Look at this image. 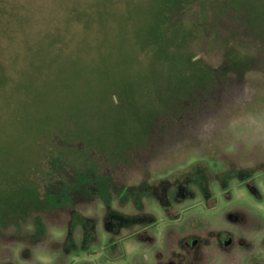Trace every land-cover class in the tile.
Segmentation results:
<instances>
[{
    "label": "rangeland",
    "instance_id": "1",
    "mask_svg": "<svg viewBox=\"0 0 264 264\" xmlns=\"http://www.w3.org/2000/svg\"><path fill=\"white\" fill-rule=\"evenodd\" d=\"M99 1L0 0V33L22 22L23 47L65 58ZM131 2L146 7L122 55L136 92L111 74L106 96L64 110L40 177L0 209V264L263 262L264 0Z\"/></svg>",
    "mask_w": 264,
    "mask_h": 264
},
{
    "label": "trees",
    "instance_id": "2",
    "mask_svg": "<svg viewBox=\"0 0 264 264\" xmlns=\"http://www.w3.org/2000/svg\"><path fill=\"white\" fill-rule=\"evenodd\" d=\"M131 1L126 10L130 21L125 23L123 20L124 27L114 0H100L91 9H82L88 16L87 25L82 27L75 42L71 40L72 46L64 45L65 58L55 49L46 53L42 49L32 52L23 47L21 35L26 30L22 22H15L14 31L17 32L0 33V209L10 206L14 202L12 198H22L26 189L22 183L26 177L32 180L40 177L34 166L43 159V146L53 140L54 133L62 125L64 110L106 96L114 80L111 74L118 75L117 86L129 93L136 92V86L123 79L127 76L125 70H133L127 69L122 57L129 48L125 45L128 33L131 45L139 47L142 44L137 34L132 39L131 29L137 32V25L142 24L140 17L133 18L132 12L140 8L142 12V7H146L138 6L141 1L137 4ZM242 1L230 0L232 4ZM142 38L145 39L144 35ZM163 79L166 83L159 90L167 98L172 82ZM156 82L151 78L150 86L156 88ZM177 89L181 90L182 86ZM155 91L159 92L158 89ZM112 99L118 101L120 110H124L123 99L116 96ZM168 104L173 105L170 98L166 99L165 106ZM123 118L127 121L130 117L122 115ZM124 126H120L117 133L124 131ZM31 186H27L28 190Z\"/></svg>",
    "mask_w": 264,
    "mask_h": 264
},
{
    "label": "flooded vegetation",
    "instance_id": "3",
    "mask_svg": "<svg viewBox=\"0 0 264 264\" xmlns=\"http://www.w3.org/2000/svg\"><path fill=\"white\" fill-rule=\"evenodd\" d=\"M252 264H264V259H263V262L262 263H259V262H254Z\"/></svg>",
    "mask_w": 264,
    "mask_h": 264
}]
</instances>
